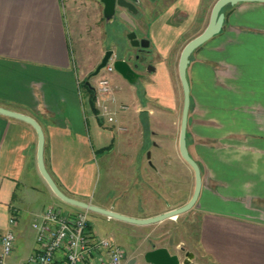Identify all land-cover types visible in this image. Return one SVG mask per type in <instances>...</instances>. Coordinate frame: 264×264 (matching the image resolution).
Listing matches in <instances>:
<instances>
[{"label": "crops", "instance_id": "obj_1", "mask_svg": "<svg viewBox=\"0 0 264 264\" xmlns=\"http://www.w3.org/2000/svg\"><path fill=\"white\" fill-rule=\"evenodd\" d=\"M207 1L155 0L146 6L148 12L143 11L134 24L138 35L146 37L149 50L152 45L156 48L152 60L160 65L150 74L151 83L142 87L140 99L133 88L128 89L133 84L118 83L117 96V80L105 77L113 71L101 76L110 86L116 84L111 86L114 123L108 125L97 117V111L88 105V92L81 89L88 70L84 68L79 77L76 73L70 45L73 31L64 24L63 0H0V109L24 115L39 125L41 162L61 194L128 219L145 220L175 209L168 205L154 213L134 210L133 199H124L125 191L117 195L116 207L97 199L94 184L99 164L115 160L119 162L116 172L124 173L125 181L144 178L147 185L155 176L166 177L163 171L141 170L138 177L124 171L129 164L138 163L134 135L138 129L143 136L144 125L141 128L137 122L142 114L153 124L147 128L151 148L157 144L155 137L163 136L168 155L185 164L177 155V94L171 75L158 59L177 41L185 24L191 26L197 14L200 17ZM69 2L73 8L97 2V18L104 27L111 26L117 37L115 23L104 22L97 0ZM221 13L219 33L193 50L184 72L189 88L184 142L201 182L193 208L196 245L210 264H264V3L226 5ZM122 19L127 21L126 16ZM126 103L131 110H117ZM168 116L175 121L163 133L161 121ZM36 143L34 130L26 123L0 116V219L4 222L9 218L17 221L15 209L32 207L36 198H56L39 179ZM43 208L42 204L35 215ZM150 225L138 226L140 233ZM6 229L1 228L0 236Z\"/></svg>", "mask_w": 264, "mask_h": 264}, {"label": "rangeland", "instance_id": "obj_2", "mask_svg": "<svg viewBox=\"0 0 264 264\" xmlns=\"http://www.w3.org/2000/svg\"><path fill=\"white\" fill-rule=\"evenodd\" d=\"M71 0H63V14L65 18L64 24L70 31H73V36H70V45L72 46L71 50L73 51L74 57V65L76 67V73L79 76L82 75L83 69L88 70V74L85 75V79L83 84L81 85V89L83 91L89 87L92 88V91L96 88V84L98 79L101 78L106 72L104 69H100L97 76H89L94 72L95 68L98 65V62L103 57L104 51H112L111 60H113L114 56V47L117 45V37L114 36V29L110 26V28L104 27L101 19L97 18L98 7L99 4L91 3L87 7L81 5L78 8H73L72 4H70ZM74 4L81 2L83 0H73ZM213 0H208L204 3V9L201 11L200 17L195 18L190 25L186 24L184 26V31L177 41L171 43L165 54L162 55L160 60L165 64V69H167V73L171 75V81L173 83V88H175L177 94L178 106L176 109V121L180 113L181 107V92L180 88H178V80L176 72V66L179 58V54L183 44L190 41L192 37L197 36L202 33L204 30L206 23L208 22V16L210 14L211 6ZM98 19L96 22L95 20ZM94 21V23H93ZM180 24L181 21L179 22ZM95 25L98 27L94 28ZM76 33V35H75ZM75 35V36H74ZM76 38H79V43L76 41ZM156 48L154 45L150 48V53L155 55ZM91 62L93 66L87 67L86 63ZM151 66L154 67L155 70L159 67L160 64L155 61H151ZM107 80L111 81L112 79L117 80V88L118 83L120 85H128L126 81H123L116 72L113 71L111 75H108ZM151 76L146 78L141 85L139 86H129L128 89L133 90L136 93V96L140 99L143 94L144 85L151 83ZM87 82L88 87L85 86ZM116 84L112 82L111 86H115ZM130 85V84H129ZM110 86V90L112 91V87ZM117 96L120 97V91L117 90ZM144 106V104L142 105ZM125 109L131 110L129 104L126 103V106H122ZM141 118V119H140ZM149 119V122H148ZM149 116L142 114L137 118V122H139L140 127L142 125L147 126L143 130V136H140V130L137 129L138 132L134 135L136 138V146L135 151L139 154L137 156L138 163L134 162L129 164L127 168L124 170L126 173L130 172L133 175L138 177V174L141 170L145 171H162L165 172L166 177H154L152 184H144L143 179H130L125 181L121 175L124 173L116 172L117 170V160L115 162H102L100 165L99 171L97 172L95 195L97 199L105 202H110L111 204L117 207V195L127 192V195H124V199H133L132 208L138 211H152L158 212L160 208H167V206L171 205L173 208L181 207L188 199L189 194H191V190L193 188V177L192 174H189L186 168L187 166L182 163H179L177 159L168 155L167 149L164 148L165 137H155L154 148L153 144H151L152 138L150 137L149 126H153L152 122H150ZM155 120V118H153ZM103 121V120H102ZM170 121H175V118L171 117L169 120V116L163 118L162 123V132H168L169 129L167 127L170 124ZM177 124V123H176ZM142 137V148L140 150L138 142H140V138ZM170 153V152H169ZM172 153H175L172 149ZM148 155V159L146 155ZM150 162V165L148 164ZM186 169V170H185ZM123 170V169H122ZM39 173V172H38ZM157 175V176H160ZM39 175V174H38ZM164 178V179H163ZM42 182V179L39 178ZM165 182L161 183V180ZM44 182V181H43ZM127 182V183H126ZM46 185V184H45ZM36 202L32 207L23 206L20 207L19 210L15 209V217L17 221H15L14 225L11 228L15 236L14 252H12L10 256V261H15L16 263H20L24 260V257L28 255V253L32 252L34 249V236L32 231H30V224L33 220V215H35L40 210V206L43 204L45 210L49 206H54L56 209L63 212L76 213L81 211V209L70 207V205L66 203L59 202L56 198H51L49 201H44L42 197L36 198ZM41 202V203H40ZM120 204H124V201ZM126 205V204H125ZM130 203L128 202L127 206ZM190 208L183 215H179L175 218V220L170 221H161L159 224L150 225L148 228H145L143 233H140L139 227L134 225L125 224V222L114 221L111 219H107L106 217H101L98 214L94 213H86L88 228L90 235H96L99 238L107 239L113 245L120 248L123 254L127 259H135L137 262L135 264H145L143 260H140L141 257L149 250L160 249V247L167 248V252L170 255H176L180 261V264L184 261L188 263L184 264H210L208 259L200 253L197 249L196 245V237L197 234V218L196 211ZM5 223V224H4ZM7 227V220L4 222L0 219V234L2 233L1 228Z\"/></svg>", "mask_w": 264, "mask_h": 264}, {"label": "water", "instance_id": "obj_3", "mask_svg": "<svg viewBox=\"0 0 264 264\" xmlns=\"http://www.w3.org/2000/svg\"><path fill=\"white\" fill-rule=\"evenodd\" d=\"M101 5L102 9V16L104 18L105 23H109L110 20L113 19L114 12H115V7L119 9H125L128 12L134 11L132 6H136L138 4V0H97ZM147 1H152V0H147ZM246 3H254V4H259V3H264V0H217L214 5H212L210 14L208 16V22L204 30H202V33L194 37L190 42L187 44H184L180 51L179 58L177 59V78L179 82V88L181 89V95H182V103H181V111L179 113L180 119H179V127H178V139L176 140L177 142V152L178 156L181 159L183 163H185L188 168L192 171L193 175V190L192 193L190 194V198L188 201L183 205L182 207H178L175 209H172L169 212H164L162 214H159L156 217H150L146 218L145 220H139V219H128L125 218V216L122 215H116L114 213H111L108 210H101L98 209L96 206L90 205L87 206L83 202L80 201H73L70 200L69 197L65 196L63 193L61 194L57 188H55L54 182L51 180L49 175H46V172L43 167V162H41L42 159V151H43V135L40 133V127L39 125L33 121L30 118L25 117L24 115L21 114H14L11 111L8 110H2L0 109V116H5L12 118V120L15 121H21L26 123L31 129L34 130V134L36 135V159L35 162L37 164V170L39 176H41L42 180L46 184V188L49 189L52 194L56 197V199L59 202L66 203L70 205V207L73 208H78L81 210H84L88 213H94L98 214L101 217H107L111 220L114 221H122L125 222V224L128 225H134V226H139V227H145V225H154V224H159L161 221H170L173 217L176 218L177 216H181L185 214L187 211H189L190 208L194 207L199 192H200V187H201V182H200V172L199 169L197 168V165L191 160L190 156L187 155V150L185 146V132H186V121H187V115L188 113V108H189V88L187 87L188 83L186 80V75L184 72L186 71V67L188 64V58L190 55L193 53V50H195L199 45L201 46L202 44L206 43V41L212 37L213 35H217L219 33V29L221 28L223 18H222V13L221 10L223 7L235 5L237 3L240 4H245ZM127 39L130 41L132 47H136L135 42H132L134 40V36L129 33L127 35ZM145 47L146 45H141V48ZM112 56V51L104 52L103 57L101 60L98 62L97 67L95 68L94 72L91 73L89 76H97L98 72L100 69L104 68L107 62L111 61L112 69L114 72L117 73V75L123 80L126 81L128 84H135L134 82V76L132 75L133 72L130 70L128 65L126 63H123L119 60H111ZM86 85L87 82H86ZM149 154L146 155L147 159ZM148 164L150 165V162L148 161ZM143 262L145 264H179V259L176 255L171 256L169 253L166 251L165 248L160 247V249L156 250H149L146 251V253L143 255ZM185 262L181 263L184 264Z\"/></svg>", "mask_w": 264, "mask_h": 264}, {"label": "built area", "instance_id": "obj_4", "mask_svg": "<svg viewBox=\"0 0 264 264\" xmlns=\"http://www.w3.org/2000/svg\"><path fill=\"white\" fill-rule=\"evenodd\" d=\"M106 73L113 71L111 61L103 68ZM105 78L98 79L93 92L94 109L98 118L108 125L114 123L112 91ZM117 110L125 108L118 105ZM87 212H61L49 206L34 216L30 231L34 236V249L19 264H124L122 250L107 239L89 234ZM14 218L8 219V229L0 236V264L10 262L15 236L11 231Z\"/></svg>", "mask_w": 264, "mask_h": 264}, {"label": "flooded vegetation", "instance_id": "obj_5", "mask_svg": "<svg viewBox=\"0 0 264 264\" xmlns=\"http://www.w3.org/2000/svg\"><path fill=\"white\" fill-rule=\"evenodd\" d=\"M154 1L155 0H138V4H136V6H132V8L134 9V11L132 12H128L125 9H119L115 7L113 20H111V22L115 23V34L117 36V45L116 47H114L115 51L113 60H119L128 65L130 70L133 72L132 75L134 76L135 82V84H133L134 86L141 85V83L146 78H148L150 74H152V72H154V67L151 66V60L153 59V57L148 48L149 43L146 40V37L138 35V30L136 29L134 24L136 20L139 19L143 11L148 12L146 6L150 5ZM123 16L127 17L126 22H124V20L122 19ZM124 26H127L128 30H124ZM129 33L134 36V40L132 42H135L133 44H135L136 47H132L130 41L127 39V35ZM141 45H146V48H141ZM165 249L167 250V248ZM123 257L124 264H135L137 262L135 259H127L124 254ZM142 258L143 256L140 260H143Z\"/></svg>", "mask_w": 264, "mask_h": 264}, {"label": "trees", "instance_id": "obj_6", "mask_svg": "<svg viewBox=\"0 0 264 264\" xmlns=\"http://www.w3.org/2000/svg\"><path fill=\"white\" fill-rule=\"evenodd\" d=\"M87 87H88V85H86ZM92 88H87L86 89V92H88V101H89V103H88V105H90V107H91V109L92 110H94V107H93V105H92V103H94V96H93V91L91 90ZM144 128H146V126H144ZM143 128V129H144Z\"/></svg>", "mask_w": 264, "mask_h": 264}, {"label": "bare ground", "instance_id": "obj_7", "mask_svg": "<svg viewBox=\"0 0 264 264\" xmlns=\"http://www.w3.org/2000/svg\"><path fill=\"white\" fill-rule=\"evenodd\" d=\"M171 220H175V218L173 217Z\"/></svg>", "mask_w": 264, "mask_h": 264}]
</instances>
